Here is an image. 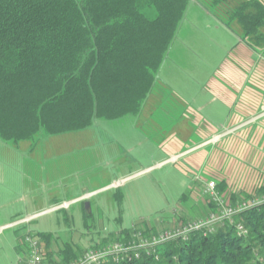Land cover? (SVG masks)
Wrapping results in <instances>:
<instances>
[{
	"label": "rangeland",
	"instance_id": "rangeland-1",
	"mask_svg": "<svg viewBox=\"0 0 264 264\" xmlns=\"http://www.w3.org/2000/svg\"><path fill=\"white\" fill-rule=\"evenodd\" d=\"M200 2L204 0H191L177 30L166 68L147 100L154 105L142 108L135 118H123L134 127L125 123L121 129L148 130L166 113L158 104L173 102L181 110L188 105V114L199 109L193 116L201 132L181 138L180 118L166 122L159 136L147 135L148 141L136 137V148L120 151L108 140L114 129L104 124L38 137L29 148L0 142V226L14 221L0 231V264H17L28 232L53 236L50 256L56 263L53 254L68 242L79 256L125 229H150L153 235L204 219L209 209L202 186L209 179L224 185L223 193L233 206L264 191V51L248 47ZM173 127L176 132L170 131ZM174 146L184 154L156 166L173 154ZM191 149L203 154L199 168L185 157ZM85 154L91 157L90 171L62 181L64 188L47 187L50 176L37 170L47 164L35 165L37 158ZM118 180L123 183L109 187ZM231 196L235 199L229 200ZM72 199L81 200L27 217ZM43 256L51 264L50 257ZM20 257L18 264H25L28 256Z\"/></svg>",
	"mask_w": 264,
	"mask_h": 264
},
{
	"label": "trees",
	"instance_id": "trees-1",
	"mask_svg": "<svg viewBox=\"0 0 264 264\" xmlns=\"http://www.w3.org/2000/svg\"><path fill=\"white\" fill-rule=\"evenodd\" d=\"M190 2L0 0V142L29 148L38 137L139 116ZM199 6L248 47L264 51V0H204ZM223 189L217 183L230 204ZM206 206L209 213L217 211L212 202L206 200ZM230 220L242 222L247 236L237 235L225 220L210 234L196 230L187 239L175 236L153 244L149 253L140 249L139 259L131 256L118 264H264V208L254 206ZM133 228L96 246L133 240ZM139 230L148 240L159 234ZM26 234L41 242L51 264L82 256L68 242L52 262L53 236Z\"/></svg>",
	"mask_w": 264,
	"mask_h": 264
},
{
	"label": "crops",
	"instance_id": "crops-1",
	"mask_svg": "<svg viewBox=\"0 0 264 264\" xmlns=\"http://www.w3.org/2000/svg\"><path fill=\"white\" fill-rule=\"evenodd\" d=\"M165 66H164V69L166 68ZM162 71H161V73H162ZM161 73L159 75H161ZM149 105L151 106L154 104L151 101H149V102L146 101V104L144 105V107L148 106V108H149ZM202 106L204 108L206 105H202ZM144 107H143V109H144ZM158 107L161 109H166L165 110L166 113L163 114L165 117L163 116V118L161 119L160 122L159 121L154 122L153 123L154 126H153V124H151V127H149L148 130L147 129H141L140 131H138L137 129L134 130V128H130L129 130L121 129V127H125L124 126L125 123L131 127L132 126L134 127L132 121L122 120L123 118H121V120H116V121H106V122L105 121H98V122L94 121L92 123V125L104 124L106 126L108 125L109 127L111 126L114 130L111 131V133H110L111 137H109L108 140H111L112 143L116 144L118 146L117 148L119 151H120V149H122V147L123 148L125 147L126 149L136 148L135 145L137 143V138H139V137H140V139L143 138L145 141H148L147 135L153 134V135L159 136L161 130H164L167 127V126L164 127V125H166V122H173L174 123V122H177L178 119H180V118L182 119V121H181L182 125L178 127L177 135L179 134V136H181V138H187L188 137L190 139V138H193L192 136L194 135V133L196 131L201 132L199 129L200 124H198L199 122L197 120L198 118L197 119H196V117L194 118V116H196L195 114L199 113V109L198 110L192 109L191 113L188 114L187 113L188 105L185 104L184 110H181V109H179V108H181V105L180 104L176 105V103H173V102H170V103L165 102L163 104L159 103ZM193 114H194V116H193ZM136 122H138V121L136 120ZM92 125H91V127H92ZM91 127H89V128H91ZM89 128H87V129H89ZM84 130H86V129H84ZM84 130H80V131H84ZM170 131L176 132L174 127H173V130L171 129ZM182 131H186L184 136L180 135ZM174 147L175 148H174L173 154H171L167 159H165V161H162V162L156 164V166H160V165L165 164L166 162H169V161H174V160L178 159L179 155L184 154V153H181V151H180L181 149L178 150L177 146H174ZM192 150L193 149L189 150V152H186V153H189L191 155L187 154V155H185V157H189V162L192 165H195L196 168H199L200 166H202V164L204 162L203 154H202V152L198 153L197 151H194V150L192 151ZM193 152H196V153L194 154ZM90 161H91L90 155H86V154L85 155H79L76 157H71V158L70 157L60 158L59 156H57V157H51L50 159H48V158L47 159L46 158L38 159L37 158L35 165L36 166L37 165L43 166V164L44 165H45V163L47 164V166H45L43 169H37V170L39 173H42L43 175L50 176L51 179H47V184H48L47 187H49V188L53 187V188L58 189V188L66 187V184L62 183V181L66 180L68 178H71V177L77 178L80 176V174L86 173L87 170L90 171V168H91V166L89 164ZM123 180L114 181L112 184L109 185V187L119 186L123 183ZM209 180H213V179H209ZM109 187H107V188H109ZM203 187H204V185L202 186V188ZM88 196H89V194H86L84 197L82 196L80 198H85ZM79 200H81V199H79ZM79 200L72 199L70 201L63 202L62 204L54 205L50 209H47L44 211H39L37 214H34L32 216H27V217H31L30 219H32L34 217H37L40 214L52 212L53 210H56V209L61 208V207H67V205L69 203L77 202ZM208 214H209V211H208ZM206 216H208V215H206ZM8 217H10V216H8ZM26 219L27 218H24V219H22V221L20 220L19 222H24ZM7 221H9V220H7ZM13 222L14 221H10L9 223L5 222L3 225L0 226V231L4 228L9 227V225L12 224ZM120 230H122V229H120ZM115 232H117V230ZM23 247H24V250L18 251V255H19L18 261L20 260V258H21L20 256L22 253L27 255L26 244ZM50 250H51V246H50ZM51 252H53V251L51 250ZM18 261H17V264H18Z\"/></svg>",
	"mask_w": 264,
	"mask_h": 264
},
{
	"label": "built area",
	"instance_id": "built-area-1",
	"mask_svg": "<svg viewBox=\"0 0 264 264\" xmlns=\"http://www.w3.org/2000/svg\"><path fill=\"white\" fill-rule=\"evenodd\" d=\"M202 194L208 202H212L217 211L210 212L204 219L196 220L193 223L183 225L179 229L159 233L157 236L153 235L150 240L146 239L142 235V231L138 228H133L131 239L128 242H112L108 245L96 247V249H86L82 256L74 262L68 264H106L113 263L118 264L125 258L134 257L139 259L140 249L149 253V248L153 244L164 242L169 238L175 236H181L187 239V234L190 232H196V230H205L206 233L214 232L216 226L222 225L225 220L234 226V230L237 235L247 236V229L242 222H233L230 219L241 212L247 211L254 206H261L264 208V194L258 196H252L245 201L237 202L236 205H231L227 202L224 195L217 191V183L213 180H209L205 183ZM24 242L27 246V256L25 264H43V248L41 242L36 238L26 234Z\"/></svg>",
	"mask_w": 264,
	"mask_h": 264
}]
</instances>
